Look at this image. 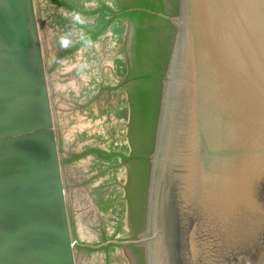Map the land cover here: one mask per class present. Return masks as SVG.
<instances>
[{"label":"water","instance_id":"1","mask_svg":"<svg viewBox=\"0 0 264 264\" xmlns=\"http://www.w3.org/2000/svg\"><path fill=\"white\" fill-rule=\"evenodd\" d=\"M158 15L174 35L145 227L110 243L146 264H264V0ZM0 264H75L34 0H0Z\"/></svg>","mask_w":264,"mask_h":264},{"label":"rangeland","instance_id":"2","mask_svg":"<svg viewBox=\"0 0 264 264\" xmlns=\"http://www.w3.org/2000/svg\"><path fill=\"white\" fill-rule=\"evenodd\" d=\"M66 1L87 10L96 9L99 3L98 7L105 5L104 3L115 6L118 2V0ZM34 7L49 83L53 124L61 154L63 156L68 153L79 154L89 148L127 150L125 134L128 98L124 86L119 84L127 70L121 57L114 51L123 37L126 24L119 18L114 20L101 34L103 39L93 41L92 47L74 43L68 49H61L59 46L61 35L69 31L78 32L81 27L86 32L87 29L101 26L109 20L108 14L83 15L86 24L74 26L69 16L71 10L63 6H58L50 0H34ZM60 59L64 60L63 64L58 62ZM94 158L92 154H88L72 161L74 166L65 163V166L69 168L71 165L74 169L72 176L74 180L71 178V181L65 177L64 171L67 190L72 187L73 191L80 188L83 191L82 187H86L91 190L95 203L100 204L98 209L95 208L96 211L85 217L79 204L72 205L73 211L82 212L83 216L79 218L83 220L80 222L84 227L88 228L87 223L91 221V224H88L92 230H89L94 234L99 231L105 236L117 235L119 239L116 240L124 241L131 233L128 206L122 196L126 177L124 167L118 166L117 170L111 173L105 164H98ZM75 219V223H79V220ZM95 235L84 238L93 243ZM101 244L106 246L90 247L91 251L78 250L74 247L75 264L78 262L132 264L124 245L112 243L109 245L108 241ZM102 247L104 249H101ZM92 259L97 261L93 263Z\"/></svg>","mask_w":264,"mask_h":264},{"label":"flooded vegetation","instance_id":"3","mask_svg":"<svg viewBox=\"0 0 264 264\" xmlns=\"http://www.w3.org/2000/svg\"><path fill=\"white\" fill-rule=\"evenodd\" d=\"M63 1L71 8L66 5L57 4L53 0H50V2L58 6H63L71 10V12L79 11L82 15H92V14L97 15L98 13L108 14L109 20H107L105 23L109 21L110 22L108 23L107 26H105L101 30L99 34H97V36L94 39H92L93 41L103 39V37H101V34L104 32L105 29H107L111 25V23L114 20L119 18L126 24L124 27V34L122 35L123 37L121 41L117 44V48H115L114 51L116 52V54H118L121 57V59L123 60L122 62L123 66L127 70L126 75H124V77L119 81V84L120 86H124V89L126 90L127 98H128L129 110H128V121L126 125V134H125V137H126L125 144H128V149L119 150V149H114V148H109V149L89 148L79 154L68 153L65 156H63L59 148V153H60V159H61V164H62L63 181H64V171L66 172L65 177L69 179L70 181H71L72 176L74 175V169L72 167L74 166V163H72V161H75L78 157L88 155V154H92L95 157L94 161L98 162V164L99 163L105 164L107 169L111 173L116 171L118 166L124 167L126 177H125L124 184L122 187V193H123L122 196L124 200L127 202L126 204L128 206V217H129V223L131 226L130 236L126 240H134L138 238L139 234L144 230V227H145L147 187H148V180L146 179L145 158L149 157L150 154H148L149 142L147 139V135L145 134V131H144V125H143L144 121L141 118V113H139V111L133 110V107L131 105V100H130V91H129V88L127 87L129 83L128 84L126 83L129 73L130 75H132L131 69L133 67V59H134L133 44H134L135 27L140 26V25H139V22H137L135 18L121 15V14L123 12H128L133 9H137V10H144L151 14H155L160 18H163V17L159 16L158 13L172 16L170 14L174 13L175 11L177 13L179 0H118L115 6H111L107 3H104L105 5L98 7L100 5L99 3L97 6V8H99L98 10H96L97 8L94 10H87L85 8H80L78 6L76 7L72 5L71 3L67 2L66 0H63ZM139 3L154 5L159 9V11H154L149 8L133 7L134 5L139 4ZM163 19L167 20L165 18ZM104 24L96 28L87 29L85 33H87L91 37L92 33L101 29V27ZM123 83H126V84L123 85ZM58 147H59V143H58ZM98 151L102 152V154H100ZM65 163H71L72 166L70 165L68 168L67 166H65ZM64 186H65V191H66L67 211H68L72 238L74 241V247H76L78 250H87V251L90 250L91 251L90 246L88 245H92L93 243L97 245H102L101 243L103 242L108 241L110 243V241L112 240L119 239L117 235L105 236L104 234L99 233V231L97 232V235H95L92 232L96 236L93 243L90 240L84 237H81L79 234L80 232L78 231L79 228L77 229L74 219L77 217V220H81L82 222L83 220L79 219V217L83 216V214L80 215L77 212H76L77 215L75 214L72 208L73 203H75L76 205L79 204L82 207L83 212H84V217L85 215L92 214L93 211H96L95 208L98 209V206L100 207V204L97 205L95 203L90 189H86V187H82L83 191L81 188L76 191H73L72 190L73 188L70 187L69 190H67L65 182H64ZM74 194L76 195L74 196ZM70 196H73V197H70ZM76 196H78L79 198ZM77 199L78 201L76 202ZM88 223H91V221H89ZM88 223L87 225H89ZM78 224H81V223H78ZM109 245H111V243ZM124 247L126 248L127 256L129 257L132 264H146L145 254H144V250L142 247H140L139 245L133 244V243L126 244L124 245ZM101 249H104V247H102Z\"/></svg>","mask_w":264,"mask_h":264},{"label":"trees","instance_id":"4","mask_svg":"<svg viewBox=\"0 0 264 264\" xmlns=\"http://www.w3.org/2000/svg\"><path fill=\"white\" fill-rule=\"evenodd\" d=\"M53 1L57 4L68 6L63 0ZM133 7L159 11L156 6L143 3L136 4ZM173 14H176V11L170 15ZM121 15L135 18L140 25L135 27L132 75L129 73L126 83H129L127 87L130 91L133 110L139 111L144 121V131L149 142L148 154H150L154 145L163 71L166 68L174 35L173 27L167 20L144 10L133 9L123 12ZM109 22L105 23L101 29L93 32L91 39H94ZM126 83H123V85ZM98 152L102 154V152ZM145 161L146 179L148 180L149 157H146Z\"/></svg>","mask_w":264,"mask_h":264},{"label":"clouds","instance_id":"5","mask_svg":"<svg viewBox=\"0 0 264 264\" xmlns=\"http://www.w3.org/2000/svg\"><path fill=\"white\" fill-rule=\"evenodd\" d=\"M69 16L74 26H83L86 24L85 17L79 11H72ZM74 43H80L84 47H92L94 44L91 37L83 31L82 27L78 32L69 31L61 35L59 38V46L61 49H68L69 47H72ZM58 62L63 64L64 60L60 59Z\"/></svg>","mask_w":264,"mask_h":264},{"label":"bare ground","instance_id":"6","mask_svg":"<svg viewBox=\"0 0 264 264\" xmlns=\"http://www.w3.org/2000/svg\"><path fill=\"white\" fill-rule=\"evenodd\" d=\"M40 38H41V37H40ZM72 179H73V178H72ZM73 180H74V179H73ZM73 189H74V188H73ZM73 189H72V190H73ZM70 194H71V193H70ZM72 195H73V193H72ZM75 195H76V194H74V196H75ZM77 195H78V194H77ZM70 197H73V196H70ZM76 197H78V196H76ZM80 197H81V196H80ZM78 198H79V197H78ZM81 198H82V197H81ZM75 199H76V198H75ZM71 200H72V199H71ZM73 200H74V199H73ZM81 200H82V199H81ZM81 200H79V201H81ZM74 201H75V200H74ZM77 201H78V199L76 200V202H77ZM72 203H73V202H72ZM73 204H75V203H73ZM80 204H81V203H80ZM77 205H78V204H77ZM74 206H76V205H74ZM82 206H83V205H82ZM74 208H75V207H74ZM76 209H77V208H76ZM80 209H81V208H80ZM81 210H83V209H81ZM76 211H77V210H76ZM79 211H80V210H79ZM93 212H94V211H93ZM77 213H79V214L81 215L82 212H77ZM75 214H76V212H75ZM73 215H74V214H73ZM76 215H77V214H76ZM74 216H75V215H74ZM92 216H93V215H92ZM81 217H82V216H81ZM94 217H96V216H94ZM76 219H77V217H76ZM76 219H75V220H76ZM79 219H80V218H79ZM77 221H78V220H77ZM79 221H81V220H79ZM79 221H78V222H79ZM79 223H81V222H79ZM77 224H78V223H77ZM77 224H76V225H77ZM90 224H91V223H90ZM92 224H93V223H92ZM78 226H79V227H78ZM88 226H89V225H88ZM91 226H92V225H91ZM76 227L79 228L78 231L80 232L79 234H80L81 237H88V238H89L90 236L94 235V234L92 233L93 231H91L92 229L89 228V227H88V228L84 227V225H83L82 223L79 224V225H77ZM89 229H91V230H89ZM93 230H94V229H93ZM95 234H96V233H95ZM96 235H97V234H96ZM90 238H91V237H90ZM82 254H83V253H82ZM112 255H113V254H112ZM82 256H83V255H82ZM84 256H86V255H84ZM80 257H81V256H80ZM86 258H88V257H86ZM97 258H98V257H97ZM97 258H96V259H97ZM102 258H103V257H101V259H102ZM79 259H80V258H79ZM89 259H90V258H89ZM87 260H88V259H87ZM92 260H93V259H92ZM94 260H95V259H94ZM94 260L92 261L93 263L97 261V260H95V261H94ZM75 261H76V260H75ZM78 261H79V260H78ZM82 261H83V260H82ZM90 261H91V260H90ZM103 261H104V260H103ZM99 262H100V261H99ZM97 263H98V262H97ZM97 263H95V264H97ZM102 263H103V262H102ZM76 264H77V263H76ZM78 264H79V262H78ZM91 264H92V263H91Z\"/></svg>","mask_w":264,"mask_h":264}]
</instances>
